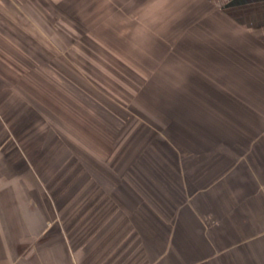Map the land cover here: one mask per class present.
<instances>
[{
	"label": "crops",
	"instance_id": "0c3cea01",
	"mask_svg": "<svg viewBox=\"0 0 264 264\" xmlns=\"http://www.w3.org/2000/svg\"><path fill=\"white\" fill-rule=\"evenodd\" d=\"M43 1L144 68L142 107L171 121L22 109L0 139V264H264V0ZM37 2L0 0V88L31 83L5 52L36 49Z\"/></svg>",
	"mask_w": 264,
	"mask_h": 264
},
{
	"label": "rangeland",
	"instance_id": "374dc122",
	"mask_svg": "<svg viewBox=\"0 0 264 264\" xmlns=\"http://www.w3.org/2000/svg\"><path fill=\"white\" fill-rule=\"evenodd\" d=\"M37 1L36 8L30 10L31 21L35 25L37 23L36 31L28 20L25 22L22 19V26H28L36 33V49L30 52L20 49L5 52L18 66L19 72L14 68V76H24L31 83L28 86L25 83H12L0 88L13 96L0 103V139L4 133V139H7L8 134L10 138L13 137L11 125L22 109L33 113L32 118H41L51 124L67 121L64 109H68V121L73 124L78 121L86 123L88 117L95 116L102 123L114 124L118 128L130 118L135 122L143 121L156 129L155 122L166 125L171 121L168 119L171 116L152 110L146 99L143 100L144 108L142 107L138 93L143 90V84L135 82L132 77L144 75V68L117 65L119 62L116 58L120 56H115L119 53L109 56V50H93L91 46L96 43L113 42L107 35H85V26L76 19L63 17L68 14L66 10L62 11L58 3L53 2L51 6L43 1L40 5L39 0ZM39 6H43V10ZM103 10L101 8L97 11ZM141 10L144 11V6ZM11 37L9 31L4 34L0 28V39L10 43L12 48L17 47ZM31 79H36L38 83L34 84ZM142 109L144 114H141ZM77 110L84 111L85 114H78ZM19 121L22 124L28 122V117ZM76 133L72 131V134Z\"/></svg>",
	"mask_w": 264,
	"mask_h": 264
},
{
	"label": "flooded vegetation",
	"instance_id": "af4514ba",
	"mask_svg": "<svg viewBox=\"0 0 264 264\" xmlns=\"http://www.w3.org/2000/svg\"><path fill=\"white\" fill-rule=\"evenodd\" d=\"M39 243H41V242H37L36 244L30 246L29 249H32L33 248L35 250L37 248V246L39 245Z\"/></svg>",
	"mask_w": 264,
	"mask_h": 264
}]
</instances>
